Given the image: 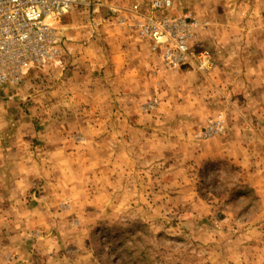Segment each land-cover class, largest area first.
<instances>
[{"label":"crops","instance_id":"obj_1","mask_svg":"<svg viewBox=\"0 0 264 264\" xmlns=\"http://www.w3.org/2000/svg\"><path fill=\"white\" fill-rule=\"evenodd\" d=\"M139 1L81 0L74 9L87 19L67 22L50 85L0 107V228L7 214H34L32 192L45 200L67 189L77 162L110 175L125 152L131 163L226 165L264 187V0H172L174 16L201 23L193 44L207 52V72L164 69L148 41L117 23ZM28 98L35 110L16 111ZM216 116L222 134L199 140Z\"/></svg>","mask_w":264,"mask_h":264},{"label":"rangeland","instance_id":"obj_2","mask_svg":"<svg viewBox=\"0 0 264 264\" xmlns=\"http://www.w3.org/2000/svg\"><path fill=\"white\" fill-rule=\"evenodd\" d=\"M85 17L74 9L59 34L67 38V22ZM56 66L35 67L19 86L0 88V107L31 94V85L45 89ZM26 101L15 110L30 115L34 102ZM125 153L110 175L77 162L75 182L56 198L31 193L33 215H5L0 264H264L262 185L249 187L226 165L179 169L131 163Z\"/></svg>","mask_w":264,"mask_h":264},{"label":"built area","instance_id":"obj_3","mask_svg":"<svg viewBox=\"0 0 264 264\" xmlns=\"http://www.w3.org/2000/svg\"><path fill=\"white\" fill-rule=\"evenodd\" d=\"M94 1L99 5V0ZM79 4L83 2L0 0V88L19 86L27 71L35 67L58 65L68 42L59 34L58 26ZM172 11V0H142L132 4L117 23L127 25L139 39L148 41L150 51L159 56L164 69L209 71L207 52L197 49L193 41L201 29L200 21L191 16H174ZM89 22L92 27L91 18ZM223 122L216 116L197 138L206 140L222 134Z\"/></svg>","mask_w":264,"mask_h":264}]
</instances>
